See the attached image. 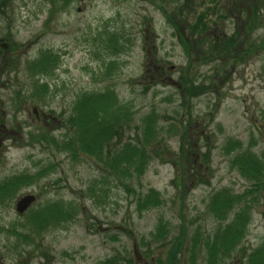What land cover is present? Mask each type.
I'll list each match as a JSON object with an SVG mask.
<instances>
[{"label": "rangeland", "instance_id": "rangeland-1", "mask_svg": "<svg viewBox=\"0 0 264 264\" xmlns=\"http://www.w3.org/2000/svg\"><path fill=\"white\" fill-rule=\"evenodd\" d=\"M67 1L0 0V186L16 180L12 193L0 189V264H104L112 259L137 264L135 244L142 264H201L207 256L201 236L232 220L246 236L238 244L235 239L243 235L234 239L232 253L223 250L229 258L221 262H247L248 250L264 240V51L237 63L229 57L209 61L200 45L208 43L198 44L187 21L176 15L174 7L185 0H170L169 6L167 0ZM226 24L232 32L233 22ZM218 30L212 28L216 38ZM263 34L264 24L254 33L256 41ZM6 44L13 46L12 56ZM44 58L49 63L38 70ZM216 69L218 88L211 78ZM164 76L163 83H152ZM187 77L208 90L183 110ZM103 94L111 100L101 106ZM85 101V112L79 114ZM123 103L132 107V117L126 106L117 112ZM153 110L161 127L164 123L149 141L156 147L140 145L130 155L132 164L121 160L110 170L100 163V154L95 156L96 148L85 153L93 141L107 152L116 151L123 140L130 143L137 130H149L141 124ZM187 110L182 122L190 115L191 125L169 138L165 128L171 118ZM123 120L126 129L131 125L128 132L118 127ZM95 130L104 137L92 139ZM179 135L200 144L202 152L212 149L209 173L200 162L196 168L189 165L188 150L183 153L187 165L179 161ZM241 148L261 164L249 178L231 167L237 158L227 154ZM142 154L149 164L138 176L134 169ZM195 172L209 175V182L190 186ZM25 194L35 200L20 214L15 203ZM136 204L150 209L139 212ZM46 206L60 218L46 222L53 214ZM67 215L74 218L61 222ZM38 223L47 230L27 229ZM13 226L28 232L29 240L10 233Z\"/></svg>", "mask_w": 264, "mask_h": 264}, {"label": "trees", "instance_id": "trees-1", "mask_svg": "<svg viewBox=\"0 0 264 264\" xmlns=\"http://www.w3.org/2000/svg\"><path fill=\"white\" fill-rule=\"evenodd\" d=\"M197 1H198L197 4L195 3V0H185L183 2L180 1L181 6L174 7V9L177 10L176 11L177 16L187 21L185 26L187 30H189V33L192 35V37L199 38V40L197 41L198 44H200L201 40H204L208 43L205 45L200 44L203 48V49L201 48L202 53L204 55H208L207 59L213 58L212 60H215L218 58L222 61L223 59L229 57V58H233L235 63H237L238 61L241 62L242 59H245L246 57L251 58L258 55L261 51H264V34L259 36L260 38V39L258 38L259 41H256L257 37L256 35L254 36L255 31L258 30L264 24V0H197ZM166 12H168V9L166 10ZM166 19L176 28V24L174 23L170 15H167ZM189 19L192 20L189 21ZM226 21H228V23L233 22V30L228 34L225 32L227 26ZM213 27L219 28L218 31L222 33L218 38L213 36V31H212ZM218 39L219 41H217ZM180 44L184 46L183 41H180ZM241 48L244 49L243 52ZM45 62H46L45 58L39 61V63L41 64L39 67L43 66L44 65L43 63ZM192 88L194 90V87ZM205 88L206 87L203 84H200L198 85V87H196L197 92H199L202 89L204 90ZM176 125H177V121L169 124V126L166 129L168 131H172L176 127ZM146 127L149 130H146V132L142 133L143 135L141 134L140 136V134H137L133 138L132 142L130 143L125 142L120 148H118L114 152H107V149L105 148L104 145L93 141L91 144L92 150L88 149L87 151H85V153L91 154L93 153L94 148H96L97 151L96 153H94L95 156L97 154H100L101 156L100 163H104L105 166L110 170H114L115 166H118L116 165L117 162L121 160H125L126 163L132 164V162H134L135 157L130 155L137 154V152H139L140 149L139 146L143 144H147L151 140V136H154L155 134L154 131L157 128H153L154 118H150ZM174 132H179L178 128H176V131ZM89 135L92 136V139H95V141L96 138H98L96 131L92 132ZM183 138L181 141H183ZM81 142L82 139H80V143ZM149 144L156 147L153 142V139L151 142H149ZM183 146H184V141L182 142V149L179 154L180 157L177 158L178 159L180 158L179 160L180 162L181 159H183L185 165H187L184 160V157H187V155L183 154L185 153V151H183ZM187 150L191 156V161L189 165H194L196 162H199L200 160L203 161V159L201 158L203 155L198 152L196 147L191 145L188 147ZM196 151L200 156L198 158L197 157L193 158ZM247 152L244 153V159L242 160L243 164L241 166L243 168L242 174L245 177L249 178L251 174V170L252 171L254 169L258 170V167H260L261 164L259 163V160H257L256 157L250 155L249 152L248 153ZM101 154H104L107 159L103 158V155ZM142 155L140 156V166L136 168L137 170L134 169L135 172L137 171L139 175L142 173V171H139V169L145 166L146 163L145 157L144 155L143 156ZM175 161L177 160L175 159ZM175 166H177V162H175ZM194 168H196V164L194 165ZM176 173H177L176 177L179 178V168H177ZM185 173H186L185 170H183V174ZM197 173L198 172H195L193 175L195 176L194 179L198 181V179L201 180V178L197 179L196 176ZM51 213H53L52 216L55 217L60 216V214L56 209H53ZM234 232H235L234 239L238 237L240 234H242V231L240 230V228H238L237 225H235ZM239 238L235 239V242H237Z\"/></svg>", "mask_w": 264, "mask_h": 264}, {"label": "water", "instance_id": "water-1", "mask_svg": "<svg viewBox=\"0 0 264 264\" xmlns=\"http://www.w3.org/2000/svg\"><path fill=\"white\" fill-rule=\"evenodd\" d=\"M30 199H31V198H29V199H26V200H25V203H28V202H30V201H31ZM25 203L22 205V207H24V206L26 205Z\"/></svg>", "mask_w": 264, "mask_h": 264}, {"label": "bare ground", "instance_id": "bare-ground-1", "mask_svg": "<svg viewBox=\"0 0 264 264\" xmlns=\"http://www.w3.org/2000/svg\"><path fill=\"white\" fill-rule=\"evenodd\" d=\"M161 153L164 154L163 151Z\"/></svg>", "mask_w": 264, "mask_h": 264}]
</instances>
